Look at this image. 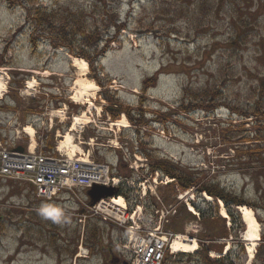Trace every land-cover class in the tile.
Listing matches in <instances>:
<instances>
[{"label": "rangeland", "instance_id": "1", "mask_svg": "<svg viewBox=\"0 0 264 264\" xmlns=\"http://www.w3.org/2000/svg\"><path fill=\"white\" fill-rule=\"evenodd\" d=\"M192 1L0 0V77L7 84L0 98V142L28 148L31 139L23 130L30 126L40 147L45 151L44 146L50 143L52 155L60 156V143L71 134L80 150L63 156L84 159L90 153L94 162L109 164L129 183L123 187L122 197L137 196L146 217L158 202L174 206L178 213L164 230L195 240L199 251L194 256H169L167 264H217L221 260L226 264H264V210L259 201L264 178L259 173L249 177L247 171L241 172L224 133L230 124L236 130L245 122L244 130L251 133L255 127V119L244 121L233 115L231 107L245 114L260 100L264 104V0ZM37 4L47 9L60 4L84 13L75 17L86 30L102 27L106 38L109 27H104L106 13L102 11H113L124 29L119 42L111 44L93 68L86 60L54 47L55 29L49 35L46 31L35 35L27 24V9ZM33 36L37 47L31 41ZM51 37L53 43L48 42ZM74 59L87 62L85 76ZM96 75L104 87L93 79ZM156 76L155 87L145 89L144 84ZM85 79L99 87L92 106L75 97L76 84L80 86ZM188 91L195 94L199 110L184 113L180 106H187L189 101H183L191 99ZM105 92L116 96L124 109L142 114L141 118L135 124L124 114L113 119L106 111L114 107L104 100ZM84 115L88 118H82L77 130L71 132L76 117ZM123 120L128 127L111 125ZM146 152L158 161L200 173L204 182L220 183L253 204L254 208H248L259 223L260 241L251 262L248 227L240 211L235 208L240 222L233 228L232 218L226 219L227 239L207 230L219 224L207 226L200 220L197 229L184 208L191 213L188 203L195 202L206 211L209 203L204 194L202 198L195 191L185 194L174 183L165 186V178L147 171ZM145 189L147 197H143ZM77 202V197L63 196L47 204L25 185L0 182V264H125L124 254L116 246L122 234L113 226L105 230L101 253L93 256L90 251L89 257L77 258L85 227L78 217ZM211 205L219 208L223 220L225 205L214 200ZM93 222L88 221L86 227ZM210 245L214 248L209 249Z\"/></svg>", "mask_w": 264, "mask_h": 264}, {"label": "trees", "instance_id": "2", "mask_svg": "<svg viewBox=\"0 0 264 264\" xmlns=\"http://www.w3.org/2000/svg\"><path fill=\"white\" fill-rule=\"evenodd\" d=\"M192 4H219V0H193ZM20 4V3H18ZM222 4V3H221ZM246 4V1H245ZM14 3L12 4V6ZM60 4H56L54 7L47 9L42 5L32 6L27 9V24L32 31H35V35L43 34L45 31L46 34L49 35L50 30L55 29L57 31V40L55 41V48L64 49L70 52L75 57L82 58L86 60L91 67H96L99 60L107 53L110 45L116 42H119L120 33L124 29L122 26H119L117 20L118 16L116 13L113 14V11H102V13H106L104 20V27L107 30L109 27V34L107 38L104 36V29L98 26L88 27L86 30L84 23L81 22L79 18L75 17L76 15H84L79 12H75L70 8H65L64 6H59ZM11 6V7H12ZM78 22V23H77ZM111 28H114L115 33L111 32ZM112 29V31H114ZM114 35H113V34ZM37 36V38H38ZM34 46L36 45V39L34 36L31 39ZM53 43V38L51 37L48 42ZM97 84L101 87H104L101 83V80L96 75L94 78ZM158 83V77L154 78L151 81H148L144 84V88L146 87H155ZM189 94L188 96L191 99H186L185 96L183 102L189 101L187 106L183 104L180 106V110L184 113H189L195 110H199L197 108V98L195 94L191 91L186 92ZM104 100L109 102L112 106L111 108H107L106 111H109L113 117V119L117 120L122 114L127 115L131 123L135 124L136 119H140L142 114L135 115L130 109H124L123 104L120 100L113 96L111 92H105L103 94ZM207 98L211 99V96L208 95ZM215 109V108H214ZM213 109V110H214ZM233 114L240 115L244 118V121L248 119H255V127L253 132L245 131L244 126L245 122L241 124L236 130H234L233 125L230 124L228 129L225 130V139L229 142L230 146H232L233 151L235 152L234 160L237 161V167L245 172V175L252 177L253 174H260L264 178V104L262 100L258 103V106L251 113L239 114L236 109L230 108ZM212 109H206V111H213ZM45 151L47 153H53L54 147L49 144H46ZM146 160L150 162L152 173H159L162 176L168 177V179H172L175 182V185L178 187L181 192H189L195 191L196 195L200 197L202 194H206L209 197L213 198L216 202L222 201L227 208V213L229 217L232 218L234 224H237V221L240 222V216L237 214L236 207H253L252 203H249L242 196H237L236 193L228 192L226 189L222 187L220 183L208 184L201 179L200 173H196L193 171H189L187 169L180 168L177 165H173L168 162L158 161L153 155L148 154L147 152L144 155ZM252 170V171H251ZM9 183H15L11 181ZM261 185L260 193V203L262 206L260 207L264 210V185ZM164 197V196H163ZM166 200V197H164ZM41 201V200H39ZM42 202V201H41ZM258 204V203H257ZM201 214V220L203 225H213L219 224L218 227H210L207 230L214 231L216 235H221L222 239H227L229 237V232L225 228L226 220H222L219 216V208L216 206L213 208L211 204H206L207 210H201L193 204ZM259 205V204H258ZM260 206V205H259ZM254 208V207H253ZM187 216L194 219V217L184 208ZM258 208L255 209L256 212ZM88 221H94L92 224L89 223L86 227H84V236L80 238L81 243L83 239V245L86 248L89 247V252L95 256L103 251V238L105 234L106 228H109V225L101 222L100 219L90 218ZM86 223V224H87ZM93 225V227L91 226ZM114 227V226H113ZM240 227L244 229L243 224L240 223ZM178 228H177V230ZM209 231V232H210ZM2 230H0V234ZM237 238V237H236ZM214 242V241H212ZM214 248V246L210 245L209 249ZM262 249H259V252ZM113 251V250H112ZM208 252V251H207ZM222 253V248L219 250ZM77 251L75 250V254Z\"/></svg>", "mask_w": 264, "mask_h": 264}, {"label": "built area", "instance_id": "3", "mask_svg": "<svg viewBox=\"0 0 264 264\" xmlns=\"http://www.w3.org/2000/svg\"><path fill=\"white\" fill-rule=\"evenodd\" d=\"M31 147L21 153L15 146H5L0 142V181L30 185L35 189L37 198L48 202L61 194L77 197L78 206L84 210L80 223L98 217L125 232L119 247L129 257L130 264H167L168 256L174 253L173 242L177 237L164 229L177 214L174 206L163 205L160 210L153 209L149 217L137 204V196L102 200L91 207L89 200L79 195L80 191L86 192L95 185L123 188L129 183L112 176L110 166L94 162L90 153L84 159L82 156L71 158L63 154L58 157L44 152L40 144H36L34 149ZM164 183L167 184L168 180ZM153 191L150 188V192ZM146 196L145 189L143 197ZM194 226L199 229L198 224ZM82 247H79L80 256H88L89 252Z\"/></svg>", "mask_w": 264, "mask_h": 264}, {"label": "bare ground", "instance_id": "4", "mask_svg": "<svg viewBox=\"0 0 264 264\" xmlns=\"http://www.w3.org/2000/svg\"><path fill=\"white\" fill-rule=\"evenodd\" d=\"M75 60V65L80 67V70L84 73V76L86 75V72L88 71V64L84 60ZM31 83L29 84V86ZM7 89V84L3 78L0 77V98L3 96L6 92ZM97 89H99L98 86L95 85L94 82L85 79L83 84H80L78 86L76 84V93L75 97L79 103H85L88 104L89 106L93 105V99L96 96ZM93 90V91H91ZM93 92V93H92ZM82 118H88L86 115L81 116V117H76V119L73 122V127L71 129V132H75L77 128L79 127V122L83 120ZM114 127H128V122L126 120L123 121H117L111 124ZM23 132L30 137L31 139V148L34 149L36 146V140H35V130L32 127H26ZM76 150H80L77 145L73 142V137L71 134H68L66 137H64V141L60 143L59 146V152L62 154L65 152L67 153L68 151L70 154L73 156ZM206 200L209 202H212L213 200L209 196H205ZM122 203V200H120V204ZM222 217L223 218H228V214L226 212L225 208H222ZM242 217H243V222L246 224L248 227V233H247V241L249 244L248 247V260L251 262L256 253V249L258 247V242L260 241V226L259 223L257 222L253 210L247 208V207H242L238 208ZM173 249L175 253H185V254H193L194 252L198 251V244L195 242V240H190V238L185 237V236H179L175 242H173ZM249 262V263H250Z\"/></svg>", "mask_w": 264, "mask_h": 264}, {"label": "water", "instance_id": "5", "mask_svg": "<svg viewBox=\"0 0 264 264\" xmlns=\"http://www.w3.org/2000/svg\"><path fill=\"white\" fill-rule=\"evenodd\" d=\"M20 152H24V150H20ZM117 193V189L106 188L102 186H95L92 190L88 192V196L91 198L92 206L97 205L102 199L111 198L115 196Z\"/></svg>", "mask_w": 264, "mask_h": 264}, {"label": "flooded vegetation", "instance_id": "6", "mask_svg": "<svg viewBox=\"0 0 264 264\" xmlns=\"http://www.w3.org/2000/svg\"><path fill=\"white\" fill-rule=\"evenodd\" d=\"M225 262L226 261L221 260V261H218L217 264H226ZM204 264H209V263L208 262H204Z\"/></svg>", "mask_w": 264, "mask_h": 264}]
</instances>
